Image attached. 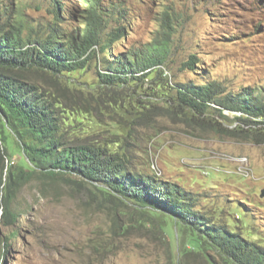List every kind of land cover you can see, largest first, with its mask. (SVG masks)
Returning a JSON list of instances; mask_svg holds the SVG:
<instances>
[{"label":"rangeland","instance_id":"374dc122","mask_svg":"<svg viewBox=\"0 0 264 264\" xmlns=\"http://www.w3.org/2000/svg\"><path fill=\"white\" fill-rule=\"evenodd\" d=\"M29 1L31 15L46 14L47 0ZM125 1L137 22L118 51L162 38L161 12L174 15L166 66L113 87L101 82L97 62L59 77L37 73V81L82 102L65 114L72 134L127 151L135 169L176 182L196 195L198 208L264 245V120L248 124L236 119L240 112L192 116L169 108L179 82L218 80L228 90L249 86L264 95V0ZM194 54L195 71L183 64ZM9 136L17 165L21 149ZM12 189L18 218L0 223V264H234L195 247L174 219L106 196L80 176L40 175Z\"/></svg>","mask_w":264,"mask_h":264},{"label":"trees","instance_id":"16d2710c","mask_svg":"<svg viewBox=\"0 0 264 264\" xmlns=\"http://www.w3.org/2000/svg\"><path fill=\"white\" fill-rule=\"evenodd\" d=\"M33 7L29 0H0V223L8 225L18 218L10 205L13 186L35 176L54 179L73 174L106 196L128 200L160 219H174L199 249H212L234 264H264V245L198 208L194 193L135 169L127 151L72 134L65 114L82 102L36 79L37 73L59 77L97 62L101 82L109 87L144 80L166 66L173 54L174 15L166 9L161 12L162 38L118 51L137 22L125 0H47L46 14L37 17L29 12ZM199 61L194 54L183 64L195 71ZM171 88L175 94L169 108L184 114L216 109L224 117V110L240 112L236 119L248 124L264 120V95L255 88L228 90L218 80L179 82ZM214 129L221 132L215 125ZM10 134L21 149L17 165ZM3 170L7 192L2 188Z\"/></svg>","mask_w":264,"mask_h":264}]
</instances>
